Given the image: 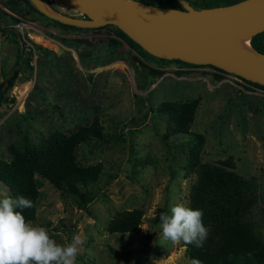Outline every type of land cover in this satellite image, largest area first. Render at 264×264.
Returning a JSON list of instances; mask_svg holds the SVG:
<instances>
[{"label": "rangeland", "instance_id": "1", "mask_svg": "<svg viewBox=\"0 0 264 264\" xmlns=\"http://www.w3.org/2000/svg\"><path fill=\"white\" fill-rule=\"evenodd\" d=\"M56 4L61 14L79 15ZM20 38L31 45L23 54L31 68L18 62L13 84L2 92L0 157H10L8 146H22L25 138L38 142L55 129L97 121L102 130L101 138L74 148L76 162L100 166L96 182L87 186L93 197L82 203L78 194L37 177L36 214L26 221L45 227L59 244L79 234L84 243L75 264H189L185 244L163 241L160 220L152 219L160 209L187 205L194 150L199 161L230 157L235 172L255 182L248 215L264 238L263 95L209 64L188 66L141 53L112 24L60 28L29 10L17 14L6 0H0V81L14 64ZM149 67L159 72L151 75ZM187 100H195L189 132L170 133L168 112L158 106ZM5 195L9 190L0 182V198ZM132 208L142 212L134 230L105 228L116 212Z\"/></svg>", "mask_w": 264, "mask_h": 264}, {"label": "trees", "instance_id": "2", "mask_svg": "<svg viewBox=\"0 0 264 264\" xmlns=\"http://www.w3.org/2000/svg\"><path fill=\"white\" fill-rule=\"evenodd\" d=\"M5 0H2V4ZM193 8H201L219 4L231 3L236 0H184ZM6 3L17 14L32 11L44 22L60 28L78 29L79 25L63 23L55 18L45 15L36 9L28 0H6ZM158 5H168L181 8L177 0H163ZM14 20L18 18L13 17ZM117 35L128 40L137 47L141 53H146L157 60H175L183 65H202L182 61L176 58L157 57L148 53L139 44L131 40L123 31L115 26ZM116 40H112L114 44ZM250 45L259 52L264 53V29L254 32L249 38ZM39 49H45L39 44H34ZM24 49L31 52V45L20 38V46L16 50L14 64L9 73L0 81V98L4 89L9 88L17 76L18 62L31 65L24 59ZM23 57V59H22ZM22 59V60H21ZM208 65V64H207ZM210 65V64H209ZM213 68L225 72L213 65ZM148 72L155 75L159 70L149 67ZM255 86L264 87L253 81L247 80ZM195 100L181 103H163L159 110L167 111L170 124V133L189 132L188 124L192 119ZM166 137V134L163 135ZM193 140L200 141V135L193 133ZM91 137H102V130L97 121L86 125L62 131L52 130L38 142L24 139L22 146H8L9 158L0 157V182L9 190L13 199L20 195L30 199L33 206L22 211L26 221L33 220L36 214L37 200L40 189L37 177L47 180L53 187L65 189L76 193L82 203L91 199L95 190L87 187L95 183L100 166L97 163L80 164L75 160L74 148L84 140ZM188 164L195 173V178L188 192L187 206L203 211V223L209 229V234L202 248L185 244L184 252L189 261L197 258L203 264H264V238L254 228L249 211L256 202L255 182L251 178L240 175L234 170V162L230 157L217 159L213 162L199 161L195 150L190 152ZM163 209L152 220L157 222ZM142 212L138 208L125 209L116 212L107 221L106 229L110 232H128L134 230L141 222Z\"/></svg>", "mask_w": 264, "mask_h": 264}, {"label": "water", "instance_id": "3", "mask_svg": "<svg viewBox=\"0 0 264 264\" xmlns=\"http://www.w3.org/2000/svg\"><path fill=\"white\" fill-rule=\"evenodd\" d=\"M28 1L63 23L112 24L154 56L210 64L264 85V53L250 45L255 52L250 55L226 36L235 29H249L250 36L263 30L264 0H236L201 8L184 0H177L181 8L142 0H54L81 17L49 12L43 0Z\"/></svg>", "mask_w": 264, "mask_h": 264}, {"label": "clouds", "instance_id": "4", "mask_svg": "<svg viewBox=\"0 0 264 264\" xmlns=\"http://www.w3.org/2000/svg\"><path fill=\"white\" fill-rule=\"evenodd\" d=\"M33 206L23 195L0 198V264H75L79 247L84 243L79 234L70 243L59 244L43 226L26 222L22 211ZM158 225L163 241H181L202 248L209 234L203 223V211L177 203L170 212H162ZM189 264H203L192 258Z\"/></svg>", "mask_w": 264, "mask_h": 264}, {"label": "bare ground", "instance_id": "5", "mask_svg": "<svg viewBox=\"0 0 264 264\" xmlns=\"http://www.w3.org/2000/svg\"><path fill=\"white\" fill-rule=\"evenodd\" d=\"M45 9L49 12L55 13L52 9H50L48 6L44 5ZM226 36L240 49H242L244 52L255 55L254 50L249 44V37L250 32L249 29H235V30H229L226 32Z\"/></svg>", "mask_w": 264, "mask_h": 264}, {"label": "built area", "instance_id": "6", "mask_svg": "<svg viewBox=\"0 0 264 264\" xmlns=\"http://www.w3.org/2000/svg\"><path fill=\"white\" fill-rule=\"evenodd\" d=\"M43 2H45L46 5L50 9L54 10L55 13H59V12L56 11V9H54V7H52V4L57 5L54 0H46V1L43 0ZM56 8H58V7H56ZM77 17H81V16L78 15ZM226 74H230V77L235 81V83L239 84L240 86L247 87L248 89L252 90L253 92L259 93L260 95L264 96V87H259V86L252 85L246 79L242 78L241 76H239L237 74H234V73H231V72H228V73L226 72Z\"/></svg>", "mask_w": 264, "mask_h": 264}]
</instances>
